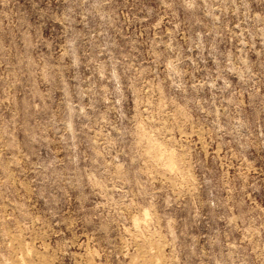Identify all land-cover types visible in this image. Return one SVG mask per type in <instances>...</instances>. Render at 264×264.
Masks as SVG:
<instances>
[{"label":"rangeland","instance_id":"1","mask_svg":"<svg viewBox=\"0 0 264 264\" xmlns=\"http://www.w3.org/2000/svg\"><path fill=\"white\" fill-rule=\"evenodd\" d=\"M0 264H264V0H0Z\"/></svg>","mask_w":264,"mask_h":264}]
</instances>
